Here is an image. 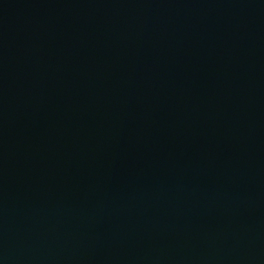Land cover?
I'll return each mask as SVG.
<instances>
[{
  "label": "water",
  "instance_id": "1",
  "mask_svg": "<svg viewBox=\"0 0 264 264\" xmlns=\"http://www.w3.org/2000/svg\"><path fill=\"white\" fill-rule=\"evenodd\" d=\"M0 264H264V0H0Z\"/></svg>",
  "mask_w": 264,
  "mask_h": 264
}]
</instances>
